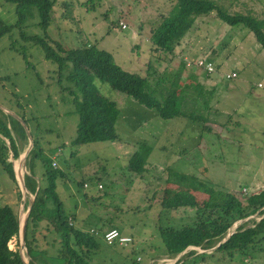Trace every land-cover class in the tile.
<instances>
[{
  "label": "rangeland",
  "instance_id": "obj_1",
  "mask_svg": "<svg viewBox=\"0 0 264 264\" xmlns=\"http://www.w3.org/2000/svg\"><path fill=\"white\" fill-rule=\"evenodd\" d=\"M217 1L231 13H250L264 19V0ZM89 2L58 0L48 29L49 38L66 48L96 44L100 49L111 52L116 63L126 71L145 75L152 66L153 70H157L155 77L164 72L169 81L174 80L177 67L181 65L180 59L174 60L170 67L167 61L159 66L155 62L158 54L152 51L150 40L151 30L159 24L161 16L170 11L174 0ZM1 4L4 7L0 6V24L14 26L18 21L15 5L3 0H0ZM92 5L96 6V10H91ZM120 21L127 24L128 30H121L117 24ZM203 21L197 23L178 49L182 53L188 45L183 58L187 67L199 71L189 57L198 54L212 57L221 66V73L223 70L228 72L227 68L238 71L236 80L228 83L222 80L220 87L215 88L213 105L220 110L216 113L210 111L207 128L198 121L183 118L164 121L157 118L154 112L146 113L128 104L123 105L126 95L113 90L110 85L97 82L100 92L117 102L125 115L126 120L122 119L117 124L119 139L113 144L98 142L82 146L74 158L69 156V147L61 153L56 151L58 159L53 156L59 169L67 175L65 180L57 181V193L65 211L76 214L85 230L91 228V223H104V232L114 227L131 239L128 243L115 246L117 254L110 253L113 255L111 260L106 256L98 257L96 263L134 264L136 260L141 264H182L183 261L187 264H264V252L239 262L216 251L218 246L208 251L190 247L171 259L160 236L161 225H181L191 221L194 213L192 209H187L184 215L180 210L166 214L163 204L168 207L178 205L180 201L187 200L184 195L194 196L200 203L206 199L202 193L174 185L169 180L170 167L178 173L196 176L200 181L214 184L217 189H226L242 197L264 190V50L253 34L244 29L231 30L215 15L204 17ZM38 22L37 12L35 19L28 20L21 29L16 26L10 34L0 38V77L10 78L4 84L5 91L0 86V98L3 99L2 94H5L15 102L17 99L13 93H16V85L21 96L32 94L28 99L33 113L49 116L41 120V125L43 129L54 130L48 140L55 144L56 149V142L71 136L74 131L75 116L70 114L71 96L62 94L53 79L58 77L53 73L54 65L45 59L40 46L27 44L21 39V31L44 37ZM12 43L21 50L20 53L10 48ZM213 79L208 81L209 92L215 84ZM259 81H263L262 86L258 84V88L253 89ZM197 82V77H189L182 85L190 93ZM47 98H50L49 102ZM137 119L143 124L142 131L135 125ZM58 134L60 137H57ZM142 144H157L159 148L154 147L156 150L151 155L147 172L142 176L130 175L127 171L129 159L135 147ZM26 152L13 161L17 178L28 172L24 158ZM2 177L5 176L0 168V204H19L22 224L29 211V207L24 205L26 196L29 195L30 201L35 197L24 191L20 203L17 189L9 187L8 180ZM89 178H92L90 183ZM85 181L89 187L81 188L78 183ZM162 214L164 219H161ZM239 223L235 224L230 234ZM9 247L21 251V232L9 243ZM192 250L197 251L193 256L188 254ZM205 253L207 256L204 259L193 262L198 255ZM25 260L28 261L27 258Z\"/></svg>",
  "mask_w": 264,
  "mask_h": 264
},
{
  "label": "trees",
  "instance_id": "obj_2",
  "mask_svg": "<svg viewBox=\"0 0 264 264\" xmlns=\"http://www.w3.org/2000/svg\"><path fill=\"white\" fill-rule=\"evenodd\" d=\"M3 1L15 5L18 21L14 26L0 24V38L10 34L16 26L21 29L28 20L35 19L38 12V26L44 37L28 35L21 31V39L27 44L40 46L45 59L54 65L53 73L58 77L53 79L62 94L71 96L70 114L75 116L71 136L56 142L58 144L55 149V144L48 140L54 130L43 129L41 125V120L49 116H37L33 113L32 104L28 99L32 94L23 97L13 93L17 99L15 100L17 114L26 124L28 131L19 119L0 108V168L5 176L2 179L6 178L10 184L8 186L17 189L16 196L20 203L24 193L13 161L20 159L27 151L30 145L29 135L32 138V148L25 159L28 172L23 175V180L27 192L35 198L32 206L28 194L24 202L25 208L30 209L26 224L24 256L29 264H103L100 261L96 263L98 257L106 256L111 260L113 255L110 253L117 254L116 245L107 244L95 234L97 231L104 232V223H91L90 230H85L80 226L76 214H68L65 211V206L57 193V181L65 180L67 175L59 169L53 157L57 156V150L61 153L69 147V156L74 158L82 146L98 142L113 144L119 139L117 124L122 119L126 120L125 115L122 114L117 102L100 92L96 86L97 82L110 85L113 90L154 112L161 120L183 118L192 122L198 121L206 127L210 120L215 88L220 87L222 80L227 83L236 80L238 73L236 72V78L227 80L224 72L220 71L221 66L217 65L212 57L193 54L189 56L190 60L195 63L200 59L213 62L217 72L209 74L206 70L198 68L203 77H199L193 91L189 93L182 85L184 79L182 74L184 70L189 69L183 59L188 45L182 49V53L178 49L183 46L188 34L197 27L198 22H202L204 17L215 15L231 30L244 29L253 34L264 50V19L250 13H231L217 0H174L170 11L163 14L159 24L151 30L150 37L152 51L158 54L155 62L159 66L163 62L172 64L174 60L180 59L181 65L174 80L166 82L165 77H155L157 72L152 66L145 75L124 70L116 63L111 52L100 49L96 44L88 43L77 48H66L50 39L48 29L53 22L54 8L58 0ZM89 3L93 4L94 0H90ZM91 10H96V6L92 5ZM121 23L123 22L117 23L121 30H128L127 24L124 23L127 26L124 29ZM10 48L21 52L13 43ZM218 74H222V77H211ZM213 78L217 82L209 92L208 81ZM7 80L0 78V82ZM259 82L253 89L258 88V84L261 85ZM224 87L227 88L226 84ZM208 93H211L209 97ZM25 100L26 103H22ZM49 100L50 98H47V102ZM135 125L143 130V124L139 119ZM153 151L154 146L146 144L135 147L129 159L128 173L142 176L147 172ZM169 169L172 170L169 180L174 185L186 187L206 196L201 203L194 196L184 195L187 200L180 201L178 205L168 207L163 204V212L166 214L180 210L184 215L187 209L194 211L189 222L181 225L166 223L160 226V236L169 258H176L190 247L208 251L218 246L216 251L228 256L232 261L237 259L239 262L243 258L253 259L257 253L264 252V190L242 197L226 189H217L214 184L200 181L196 176L178 173L171 167ZM91 179L89 178V183ZM78 184L81 188L86 185L89 187L86 181ZM164 217L162 214L161 219ZM238 222L240 223L230 234ZM20 231L19 204H0V264H25L20 251L9 247V243L19 236ZM196 252L192 250L188 254L193 256ZM204 256H207V253L198 255L193 262L204 259ZM134 264L141 263L135 260ZM182 264L187 262L183 261Z\"/></svg>",
  "mask_w": 264,
  "mask_h": 264
},
{
  "label": "crops",
  "instance_id": "obj_3",
  "mask_svg": "<svg viewBox=\"0 0 264 264\" xmlns=\"http://www.w3.org/2000/svg\"><path fill=\"white\" fill-rule=\"evenodd\" d=\"M0 6H2V7H4V5H0ZM170 65L171 64H169V67H170ZM180 67L178 66L177 67V70H176V73L178 72V69H179ZM157 71V70H156ZM224 71V70H223ZM229 71H234V72H238L237 70H235V69H231V70H228V72ZM227 72V71H226ZM176 73H175V75H176ZM142 74V73H141ZM143 75V74H142ZM222 74H218V75H214V76H211V77H222L221 76ZM165 77L164 76V72L163 73H160V75H159V77ZM182 77H184V79H183V81H186L187 79H188V77H197L198 79H199V77H203V75L202 74H200V72L199 71H194V70H189V69H186V70H184V72H183V74H182ZM187 77V78H186ZM0 78H5V79H8L7 81H9V77H0ZM166 78V77H165ZM7 81H5V82H0V86H1V89L3 90V91H5V88H4V84L7 82ZM213 81L216 83L217 81H215L214 79H213ZM166 82H169V80L166 78ZM259 83H263V81H260ZM19 88H18V86L16 85L15 86V90H16V93H21L19 90H18ZM2 91V92H3ZM29 93H27L26 95H28ZM251 95H253L252 93H250ZM2 97H3V99L2 98H0V105H1V107H2V110L3 111H5L6 113H13V114H15V115H17L18 117H19V115L17 114L18 113V111H17V106H16V104H15V102H12L8 97H7V95H5V94H2ZM216 102H217V100H216ZM215 102V103H216ZM214 103V102H213ZM213 103H211V109H210V111L211 112H213V113H216V112H219V108L218 107H214V105H213ZM125 104H128L129 106H131V107H135V108H138V109H140V110H142V111H149V110H147V109H145L144 107H142V106H140L137 102H135L134 100H132V99H130V98H127V97H125V99H124V104L123 105H125ZM128 106V107H129ZM0 107V108H1ZM215 111V112H214ZM149 112H152V111H149ZM21 119V118H20ZM154 147L157 149V148H159V146L157 145V144H154ZM154 148V149H155ZM155 149V150H156ZM161 149H162V147H161ZM165 149V148H164ZM154 150V151H155ZM154 151H153V153H154ZM62 152V151H61ZM152 155V154H151ZM23 156V155H22ZM21 156V157H22ZM150 158H151V156H150ZM150 158H149V160H150ZM98 188V187H97Z\"/></svg>",
  "mask_w": 264,
  "mask_h": 264
},
{
  "label": "built area",
  "instance_id": "obj_4",
  "mask_svg": "<svg viewBox=\"0 0 264 264\" xmlns=\"http://www.w3.org/2000/svg\"><path fill=\"white\" fill-rule=\"evenodd\" d=\"M121 25L124 29L127 28V26L124 23H121ZM193 65L196 68L206 70L209 74H214L217 72V67L215 63L206 61L205 59H200L196 63L194 62ZM224 74H225V79L227 80L237 77L236 72H224ZM92 232H95V230H92ZM99 233L100 232L98 231L95 232L97 236H100L109 245H120V244L123 245L124 243H128V241H131L130 238L121 234V232L118 229H110L108 231L101 233L102 235H98Z\"/></svg>",
  "mask_w": 264,
  "mask_h": 264
},
{
  "label": "water",
  "instance_id": "obj_5",
  "mask_svg": "<svg viewBox=\"0 0 264 264\" xmlns=\"http://www.w3.org/2000/svg\"><path fill=\"white\" fill-rule=\"evenodd\" d=\"M0 107H1V105H0ZM1 108H2V107H1ZM9 113H10V112H9ZM10 114H12L14 117H16L17 119H19V120L21 121V123L24 125L25 129L28 131V128H27L26 124L23 122V120H21L17 115H15V114H13V113H10ZM28 135H29V132H28ZM29 139H30V144H31L30 146H31V148H32V138H31L30 135H29ZM31 148L26 152V154H25V156H24L25 159H26V157H27L29 151L31 150ZM19 178H20V179H19ZM19 178H18V180H19V182H20V184H21V187H22V190H23V193H24V191H27V190H26V187H25V185H24V180H23V177L21 178V176H19ZM33 202H34V199L31 200V206L33 205ZM29 210H30V209H29ZM29 213H30V211H28L27 217L25 218V220H24L23 223L21 224V231H20L21 234H22V248H21L20 254H21V256L23 257L25 264H29L28 261L25 260V256H24V250H25V232H26V224H27V219H28ZM20 223H21V221H20ZM226 240H227V239H225V241H226Z\"/></svg>",
  "mask_w": 264,
  "mask_h": 264
},
{
  "label": "bare ground",
  "instance_id": "obj_6",
  "mask_svg": "<svg viewBox=\"0 0 264 264\" xmlns=\"http://www.w3.org/2000/svg\"><path fill=\"white\" fill-rule=\"evenodd\" d=\"M19 168H20V167H19ZM19 168H18V169H19ZM21 221H22V220H21Z\"/></svg>",
  "mask_w": 264,
  "mask_h": 264
}]
</instances>
